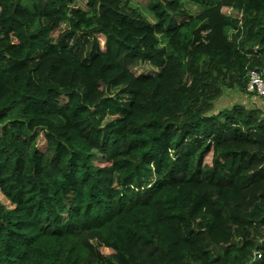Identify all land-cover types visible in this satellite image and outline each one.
Segmentation results:
<instances>
[{
	"label": "trees",
	"instance_id": "obj_1",
	"mask_svg": "<svg viewBox=\"0 0 264 264\" xmlns=\"http://www.w3.org/2000/svg\"><path fill=\"white\" fill-rule=\"evenodd\" d=\"M76 1L0 0V264H264V0Z\"/></svg>",
	"mask_w": 264,
	"mask_h": 264
},
{
	"label": "rangeland",
	"instance_id": "obj_2",
	"mask_svg": "<svg viewBox=\"0 0 264 264\" xmlns=\"http://www.w3.org/2000/svg\"><path fill=\"white\" fill-rule=\"evenodd\" d=\"M131 2L137 4V6L142 10L143 4L146 3V0H130ZM76 5L85 8V0H78L75 2ZM184 5L190 14H195L199 11V6L195 3H192L188 0L184 1ZM149 21H153V18L150 14H146ZM58 32L55 31L54 35ZM89 47L86 48L85 55H87ZM156 68L150 65L148 62H142L137 68L133 71L136 73H154ZM233 104H242L247 108L260 107L264 111V99L257 96L256 94H248L241 92L238 88H223L221 95L213 102V109L210 112H216L218 110L229 108ZM107 119V118H106ZM42 138H39V143L42 142ZM99 158L93 159L94 164L102 166L107 164L103 157L98 154Z\"/></svg>",
	"mask_w": 264,
	"mask_h": 264
},
{
	"label": "built area",
	"instance_id": "obj_3",
	"mask_svg": "<svg viewBox=\"0 0 264 264\" xmlns=\"http://www.w3.org/2000/svg\"><path fill=\"white\" fill-rule=\"evenodd\" d=\"M246 91L264 99V75L258 69L248 70Z\"/></svg>",
	"mask_w": 264,
	"mask_h": 264
}]
</instances>
